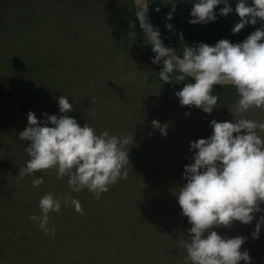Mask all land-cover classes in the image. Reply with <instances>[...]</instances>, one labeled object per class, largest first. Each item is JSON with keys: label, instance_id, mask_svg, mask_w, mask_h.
Segmentation results:
<instances>
[{"label": "rangeland", "instance_id": "obj_1", "mask_svg": "<svg viewBox=\"0 0 264 264\" xmlns=\"http://www.w3.org/2000/svg\"><path fill=\"white\" fill-rule=\"evenodd\" d=\"M125 18L123 0H0V264H185L180 242L190 239L191 225L177 195L185 166L194 162L190 142L210 138L213 120L234 122L230 110L237 101L218 102L210 115L181 107L175 93L170 97L148 82V75L155 78L150 56L132 43L137 36ZM124 35L128 42L119 47ZM62 95L74 109L66 115L81 127L135 137L127 179L99 200L87 189L71 192L68 177L57 180L56 169L18 177L29 159L30 142L19 140L28 113L41 122L45 113L65 115ZM244 115L264 120V109ZM153 120L168 125L167 136ZM35 178L44 180L38 189ZM49 192L56 199L71 195L83 208L79 214L62 204L50 213L54 236L29 219L41 215L39 201ZM260 208L249 225L234 221L212 229L245 237L241 251H248L251 264H264V225L259 238L252 237L264 203Z\"/></svg>", "mask_w": 264, "mask_h": 264}, {"label": "clouds", "instance_id": "obj_2", "mask_svg": "<svg viewBox=\"0 0 264 264\" xmlns=\"http://www.w3.org/2000/svg\"><path fill=\"white\" fill-rule=\"evenodd\" d=\"M170 2L172 12L167 20L173 19L176 10L173 0ZM220 4L225 6L219 15L227 17L233 11L228 0H195L189 23L215 22V9ZM235 11L240 22L232 29L233 34L249 23L255 26L258 20L264 21V0H253V6L247 0H238ZM137 16L156 54L152 63H163L159 79L167 84L184 82L186 77L195 81L185 83L175 93L181 107H196L212 114L219 105V97L212 94L216 85L233 86L239 96L234 110H230L234 122L213 120L210 138L190 142L194 162L185 166L186 183L177 195L182 215L191 225L190 239L180 242L186 251L185 264H240L241 261L251 264L248 251H241L245 237H222L212 229L231 227L234 221L249 225L264 203V137L261 136L264 120H252L244 115L252 109H264V27L257 28L242 43L222 39L214 46L184 45L180 56L163 45L160 32L145 23L142 13ZM167 27L172 30L173 26L167 24ZM180 38L183 41L182 34ZM58 104L59 111L65 115L45 113L46 119L41 122L34 113H28V126L20 132L19 140L30 142L26 147L29 159L18 177L23 179L36 172L56 169L57 180L68 177L71 192L87 189L99 200L110 186L127 179L129 146L135 144V137L110 136L107 130L97 135L88 123L81 127L76 119L66 115L74 110L68 96H60ZM152 126L167 136V124L153 120ZM42 184L43 178L32 180L33 188L38 189ZM62 204L71 205L83 214L79 200L71 195L56 199L49 192L39 201L41 215L33 214L29 219L45 235L54 236L56 229L49 228V214L59 213ZM262 225L264 216L252 233L254 239L259 238Z\"/></svg>", "mask_w": 264, "mask_h": 264}, {"label": "trees", "instance_id": "obj_3", "mask_svg": "<svg viewBox=\"0 0 264 264\" xmlns=\"http://www.w3.org/2000/svg\"><path fill=\"white\" fill-rule=\"evenodd\" d=\"M78 1L84 2V0ZM173 2L175 3L176 10L172 13L173 19L171 20H167V16L172 12V2H170V0H147V6L153 28L160 32V38L166 43V45L175 50L177 55L180 56H182L184 45L198 46L200 43H206L210 46H214L222 39H227L233 44L242 43L251 33L255 32L257 28L264 27V21L258 20L255 26L249 23L239 33L233 34L232 29L238 22H240V17L235 11L238 0H228V4L232 7L233 11L227 17L219 15L220 9L225 6L224 4H220L215 9L217 14L215 22L196 25L189 23V21L193 19L190 13L195 0H173ZM123 3L126 5V22L128 23L130 30L132 31L133 29L135 32L134 35L137 36V38L132 36V43L135 42L136 45L145 50L150 56L146 62L151 66L150 70L155 73V78H151L148 75V82H155L159 84L158 86L164 91L163 93L169 91L168 95L170 97H172L177 91L182 90L185 83H194L195 81L191 77H186L184 82H173L170 84L163 83L159 79V73L163 69V63H152L156 54L152 51V46L148 42L140 27L135 15L132 0H123ZM247 4L249 6H253V0H247ZM157 9H159V11H157ZM167 24H171L173 26L172 30H169ZM127 32L130 33L129 31ZM181 34L183 35V41H181L180 38ZM127 36L129 35L122 36L120 39L122 42L119 44V47H123L128 42L124 39ZM212 94L219 97L218 102L220 103H232L239 100L236 89L230 85L225 87L216 85ZM171 167L173 168V166ZM175 169H178L177 166H175Z\"/></svg>", "mask_w": 264, "mask_h": 264}, {"label": "water", "instance_id": "obj_4", "mask_svg": "<svg viewBox=\"0 0 264 264\" xmlns=\"http://www.w3.org/2000/svg\"><path fill=\"white\" fill-rule=\"evenodd\" d=\"M132 3H133V7H134L136 18H137L139 24H140V21L138 19L137 14L138 13H142L144 15V18H145V23L150 25V26H152L151 21H150V17H149V13H148L147 0H132ZM142 31H143V33L146 36V33H145L144 29H142ZM146 38H147V36H146ZM162 42H163V40H162ZM163 45L166 48H169L164 42H163Z\"/></svg>", "mask_w": 264, "mask_h": 264}]
</instances>
